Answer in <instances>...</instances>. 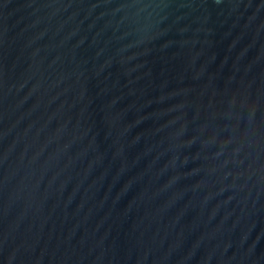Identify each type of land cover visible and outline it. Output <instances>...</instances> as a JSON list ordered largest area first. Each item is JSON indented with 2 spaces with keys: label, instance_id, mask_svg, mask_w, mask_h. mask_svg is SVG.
<instances>
[{
  "label": "water",
  "instance_id": "obj_1",
  "mask_svg": "<svg viewBox=\"0 0 264 264\" xmlns=\"http://www.w3.org/2000/svg\"><path fill=\"white\" fill-rule=\"evenodd\" d=\"M0 264H264V0H0Z\"/></svg>",
  "mask_w": 264,
  "mask_h": 264
}]
</instances>
